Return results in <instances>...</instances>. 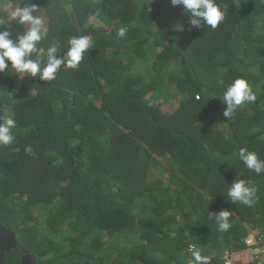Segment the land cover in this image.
I'll return each instance as SVG.
<instances>
[{
  "label": "trees",
  "instance_id": "trees-1",
  "mask_svg": "<svg viewBox=\"0 0 264 264\" xmlns=\"http://www.w3.org/2000/svg\"><path fill=\"white\" fill-rule=\"evenodd\" d=\"M33 2L44 51L62 55L84 34L93 48L53 81L0 73V101L17 120L15 142L0 146V222L18 239L4 264L23 252L34 264H191V246L210 264L225 250L251 262L245 238L264 226V174L238 153L264 159V0H219L230 9L216 29L191 26L170 0ZM8 27L13 38L25 30ZM240 77L256 101L227 118L214 96ZM238 175L257 188L251 207L227 201ZM221 209L233 212L227 232L208 220Z\"/></svg>",
  "mask_w": 264,
  "mask_h": 264
},
{
  "label": "clouds",
  "instance_id": "clouds-1",
  "mask_svg": "<svg viewBox=\"0 0 264 264\" xmlns=\"http://www.w3.org/2000/svg\"><path fill=\"white\" fill-rule=\"evenodd\" d=\"M172 6H183L184 13L190 17V24L200 28L207 25L216 29L229 14V7L219 0H170ZM16 6L11 11L0 12V73L9 68L14 69L18 76L39 77L40 81H53L62 66L76 69L84 60L85 54L93 48V38L90 34L72 36L67 41L66 51L61 55L54 45H49L44 51L42 43L48 38V30L44 18V11L33 0H15ZM11 23H18L24 27L23 32L16 33L8 27ZM127 27H119L117 35L124 38ZM44 51L43 57L41 52ZM219 97L226 105L223 115L232 118L233 114L248 102L256 101V96L249 81L240 77L228 84ZM0 120V146H10L16 136L13 129L17 127V120L8 113H4ZM31 153L32 148H25ZM238 159L244 166L257 176L264 174V159L259 154L247 147H241ZM227 201L233 204H242L249 207L257 202V188L251 180L238 177L228 185L226 192ZM233 212L221 209L219 212L209 211L208 220L215 224L220 232H227L231 228L230 218ZM251 244V239L245 241ZM191 264H210V258L202 254L200 248L191 246ZM252 252L257 259V264H264V247H254Z\"/></svg>",
  "mask_w": 264,
  "mask_h": 264
},
{
  "label": "water",
  "instance_id": "water-1",
  "mask_svg": "<svg viewBox=\"0 0 264 264\" xmlns=\"http://www.w3.org/2000/svg\"><path fill=\"white\" fill-rule=\"evenodd\" d=\"M4 107L0 101V117L4 115ZM0 123H3L0 120ZM18 246L15 231L8 225L0 222V264H4V257ZM35 258L31 253L23 252L18 264H34Z\"/></svg>",
  "mask_w": 264,
  "mask_h": 264
},
{
  "label": "built area",
  "instance_id": "built-area-1",
  "mask_svg": "<svg viewBox=\"0 0 264 264\" xmlns=\"http://www.w3.org/2000/svg\"><path fill=\"white\" fill-rule=\"evenodd\" d=\"M251 239V244L245 243L247 246L264 247V226L257 230L250 231V234L246 236L245 241ZM222 264H257V259L252 252V261L247 263H238L230 255L229 250H225L222 254Z\"/></svg>",
  "mask_w": 264,
  "mask_h": 264
},
{
  "label": "rangeland",
  "instance_id": "rangeland-1",
  "mask_svg": "<svg viewBox=\"0 0 264 264\" xmlns=\"http://www.w3.org/2000/svg\"><path fill=\"white\" fill-rule=\"evenodd\" d=\"M4 6L0 7L1 8L0 9V12L11 11L13 9V7L16 6V3L15 2H12L8 7H4ZM44 18H45V16H44Z\"/></svg>",
  "mask_w": 264,
  "mask_h": 264
},
{
  "label": "crops",
  "instance_id": "crops-1",
  "mask_svg": "<svg viewBox=\"0 0 264 264\" xmlns=\"http://www.w3.org/2000/svg\"><path fill=\"white\" fill-rule=\"evenodd\" d=\"M257 229H260V228H257ZM257 229H253V230H257ZM252 231V230H251Z\"/></svg>",
  "mask_w": 264,
  "mask_h": 264
}]
</instances>
